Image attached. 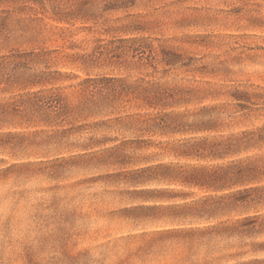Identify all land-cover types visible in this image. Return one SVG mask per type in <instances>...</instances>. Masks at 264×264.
Returning a JSON list of instances; mask_svg holds the SVG:
<instances>
[{
	"label": "rangeland",
	"instance_id": "374dc122",
	"mask_svg": "<svg viewBox=\"0 0 264 264\" xmlns=\"http://www.w3.org/2000/svg\"><path fill=\"white\" fill-rule=\"evenodd\" d=\"M35 75L48 83L29 85ZM147 85L174 99L146 105ZM36 90L53 91L64 111L27 95ZM263 123L264 0H0V264L263 259L264 233L195 228L263 219L264 190L224 207L218 197L238 186L222 172L195 174L222 190L131 181L151 164L213 171L264 155V143L208 154L212 141ZM194 142L199 156L183 155ZM145 190L181 196L147 200ZM150 205L174 208H141Z\"/></svg>",
	"mask_w": 264,
	"mask_h": 264
},
{
	"label": "trees",
	"instance_id": "16d2710c",
	"mask_svg": "<svg viewBox=\"0 0 264 264\" xmlns=\"http://www.w3.org/2000/svg\"><path fill=\"white\" fill-rule=\"evenodd\" d=\"M171 53V52H170ZM173 56H165L162 58V62L164 65L172 66L176 64L177 60L175 58L178 57V54L171 53ZM45 76L35 75L28 80V84L35 87L41 86L45 83H48ZM111 80V78H107ZM116 80V79H113ZM121 81V79H117ZM91 81V78H86L84 82ZM121 91H125L121 88ZM164 91H155L152 86H143L140 88V95L142 96L143 101L146 105L150 107H155V104L158 103V106H167L169 104H159L163 103L167 96L172 97L171 95H163ZM30 97L35 98V100L43 102L44 104H49L50 107H55L59 110V113L64 111V105L61 104V101L56 95H54L53 91H44V90H36L32 92H28ZM231 96L236 101H250V95L247 92L234 90L231 93ZM102 98H99L100 100ZM87 103L82 107H87ZM229 105V104H228ZM170 114L163 113L162 117H169ZM152 118V117H151ZM150 117L146 120L147 123L151 120ZM211 127V126H209ZM207 128V127H206ZM211 129V128H207ZM199 130V128H198ZM207 139V138H206ZM213 144L208 148V154L211 155L212 158H221L226 155H240L242 153H246L254 149L260 144L264 143V123L260 126L251 129L240 130L234 133H230L222 140L212 141ZM200 143H190L189 150L183 153L185 156H193L198 157L200 152H198V148H200ZM188 146V145H187ZM202 150L204 148H201ZM182 167H174L172 165L167 164H151L146 165L142 168H138L132 171L131 174L134 175L132 178V182L137 185H144L152 182H161L162 180L168 179L172 182H177L184 185L190 186H206L208 188H213L214 190H222L225 189V184H214V182H206V180H200L196 177L195 174L198 172H202L203 174H208L207 176H217L219 172H222L224 176H227V179L232 181L233 185L238 186V189L233 190L231 192L225 193L219 196L218 201L227 200L223 204L224 207H237V202H247V198L245 194H251L253 192H259L264 190V185H259L262 177L264 176V155H246L243 157H238L230 161V163L221 169H214L213 171H200V169L196 167H191L192 169L186 170L182 169ZM178 171V172H177ZM189 174V176H185ZM183 175V176H182ZM146 193H150L147 195L145 199H172L179 197L181 195L178 194H160L161 192L156 190H145ZM156 192V193H155ZM208 201L209 199H204ZM214 200V199H211ZM178 207V205H177ZM141 208L146 209H155V208H174V206H158V205H150V206H141ZM197 230H206V232H216L218 234H223L226 236H232L235 234L242 235H257L264 233V218L260 219L259 214L253 215H245L242 217H237L234 219H229L221 224H211L205 226L204 228H195ZM255 252L261 251L264 252V242L255 243ZM258 262L264 263L263 259L254 258L252 260L242 261L237 264H255Z\"/></svg>",
	"mask_w": 264,
	"mask_h": 264
}]
</instances>
